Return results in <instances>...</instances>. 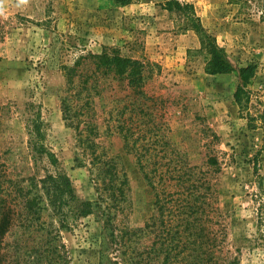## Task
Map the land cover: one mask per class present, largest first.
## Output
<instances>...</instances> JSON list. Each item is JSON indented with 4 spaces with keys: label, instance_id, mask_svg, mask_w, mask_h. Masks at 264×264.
<instances>
[{
    "label": "rangeland",
    "instance_id": "rangeland-1",
    "mask_svg": "<svg viewBox=\"0 0 264 264\" xmlns=\"http://www.w3.org/2000/svg\"><path fill=\"white\" fill-rule=\"evenodd\" d=\"M179 1L233 71H205L198 33L163 0H5L0 264H264V134L250 120L264 109V0ZM103 52L139 63L138 79L106 71ZM37 114L76 198L58 213L41 182L54 169L28 145Z\"/></svg>",
    "mask_w": 264,
    "mask_h": 264
},
{
    "label": "trees",
    "instance_id": "trees-1",
    "mask_svg": "<svg viewBox=\"0 0 264 264\" xmlns=\"http://www.w3.org/2000/svg\"><path fill=\"white\" fill-rule=\"evenodd\" d=\"M120 5L129 4L135 0H112ZM163 7L169 12L175 13L191 27L199 35V41L201 49L207 55V61L205 71L209 74H224L234 70L232 65L227 60L223 48L219 47L215 38L208 34L200 24L199 18L196 16L194 8L189 3H183L179 0H163ZM99 61V65L104 67L106 71H113L116 75H123L127 72L129 77V83L135 82L138 79L139 63L127 58L120 57L118 55L109 56L105 52L99 55H93ZM235 70L238 72V83L234 91V100L241 110L246 109L250 100V90L247 89V85L250 80L255 76V66L246 65L238 67ZM38 114L32 119V125L30 128L29 148L38 156H44L48 163L53 167V173H46L41 180L43 189H45L48 195V202L54 207V212L58 213L63 206L68 205L72 201H76L73 193L71 182L67 175L61 171L58 166L56 156L44 145V133L41 128L42 122L38 118ZM252 122L258 120L259 127L264 134V109L257 111L256 115L250 117ZM249 120V121H250ZM252 128L256 127L253 123ZM27 209H32V206L36 204L35 198L26 200ZM60 215V213H59ZM0 230L3 231V226H0ZM195 243H193L194 246ZM201 242L197 245L200 246ZM178 247V246H177ZM196 246L192 251L196 250ZM206 251V249H204ZM204 251V252H205ZM202 259L198 255L193 260ZM168 260V259H167ZM208 260V259H207Z\"/></svg>",
    "mask_w": 264,
    "mask_h": 264
},
{
    "label": "clouds",
    "instance_id": "clouds-1",
    "mask_svg": "<svg viewBox=\"0 0 264 264\" xmlns=\"http://www.w3.org/2000/svg\"><path fill=\"white\" fill-rule=\"evenodd\" d=\"M4 3H5V0H0V16L4 15ZM27 3H28V0H16V4L18 7L26 5Z\"/></svg>",
    "mask_w": 264,
    "mask_h": 264
}]
</instances>
